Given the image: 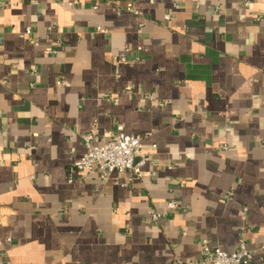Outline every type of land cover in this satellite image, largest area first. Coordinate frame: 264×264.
Wrapping results in <instances>:
<instances>
[{"label":"crops","instance_id":"crops-1","mask_svg":"<svg viewBox=\"0 0 264 264\" xmlns=\"http://www.w3.org/2000/svg\"><path fill=\"white\" fill-rule=\"evenodd\" d=\"M2 1L0 264H264V0ZM120 125L146 162L69 182Z\"/></svg>","mask_w":264,"mask_h":264},{"label":"built area","instance_id":"built-area-1","mask_svg":"<svg viewBox=\"0 0 264 264\" xmlns=\"http://www.w3.org/2000/svg\"><path fill=\"white\" fill-rule=\"evenodd\" d=\"M8 3L0 0V7ZM128 9L132 10V8ZM166 19H170L169 14L166 15ZM31 33V28H28L26 34L29 36ZM94 137L95 133L83 135L86 152L79 161L71 165L69 182H73L78 175L86 173L93 175L96 169L100 170L102 178L107 179L115 172L135 171L136 166L143 165L147 160L143 151V137L125 132L123 125L118 126L116 131L110 132L109 138L100 146L93 144ZM177 208V200L172 199L167 203L168 212L151 208L147 215L153 222H161L167 218L169 212ZM202 245L203 256L198 262L188 264H249L254 257V251L247 247L244 236L240 240L238 249L232 253L224 251L219 246L213 247L208 240L202 241ZM178 264L182 263L178 262Z\"/></svg>","mask_w":264,"mask_h":264}]
</instances>
